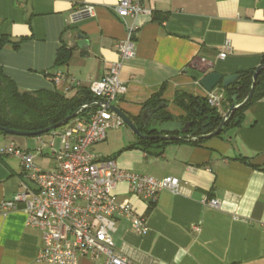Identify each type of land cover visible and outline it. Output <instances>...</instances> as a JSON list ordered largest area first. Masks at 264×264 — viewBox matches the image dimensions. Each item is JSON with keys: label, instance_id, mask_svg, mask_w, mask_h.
I'll return each mask as SVG.
<instances>
[{"label": "crops", "instance_id": "1", "mask_svg": "<svg viewBox=\"0 0 264 264\" xmlns=\"http://www.w3.org/2000/svg\"><path fill=\"white\" fill-rule=\"evenodd\" d=\"M134 1L148 11L136 19L135 55L123 61L121 70L128 90L117 102L133 121L159 94L165 111L180 121L184 112L174 102L178 91L205 97L208 91L200 81L207 74L241 73L262 63L264 0ZM86 4L95 9L84 16L79 9ZM115 5L116 0H0V35L27 38L18 49L9 44L0 51V66L22 91L57 90L73 97L89 89L119 60L116 44L126 29ZM79 33L90 40L88 48L77 44ZM61 47L71 56L58 65ZM224 50L226 57H220ZM227 110L224 97L219 111ZM119 128L94 147L98 154L103 155L99 145L120 142L107 156L121 168L180 181L177 192L165 189L152 204L135 195L128 182L117 185L119 199L130 201L149 225L140 234L128 219H116L113 238L120 253L137 264H264V97L246 109L240 126L199 145L169 141L147 151L126 148L140 137L131 129L125 145L123 135L112 133ZM16 136H1L0 145L15 142L31 151L29 140ZM37 141L38 165L52 150L38 154ZM24 183L33 185L21 160L0 156V203L22 191ZM204 199H218L220 205L212 207ZM42 247V231L27 224L25 202L0 217V264H42L37 260ZM78 264L98 262L83 258Z\"/></svg>", "mask_w": 264, "mask_h": 264}, {"label": "built area", "instance_id": "2", "mask_svg": "<svg viewBox=\"0 0 264 264\" xmlns=\"http://www.w3.org/2000/svg\"><path fill=\"white\" fill-rule=\"evenodd\" d=\"M94 9L93 5L86 4L79 12L92 14ZM114 11L126 29V37L116 44L119 60L112 62L89 89L94 100L117 105L128 90V85L121 79V70L123 61L135 55L139 28L136 19L148 9L139 1L116 0ZM226 55L225 50L220 53V57ZM62 77V74L57 76V80ZM223 89L208 92L210 106L222 107ZM123 125L124 120L116 112L105 105L93 104L84 115L72 119L60 130L49 132L48 140L39 136L41 146L37 153L44 155L45 148L52 150L48 155L55 161L53 170H44L37 165L34 154L15 142L0 145V156L18 157L25 177L33 184L24 183L22 191L2 201L0 217L16 209L18 203H26L27 224L42 231L43 247L37 257L40 263L78 264L87 258L98 264H137L117 250L113 238L115 221L120 217L128 219L140 234H146L149 225L130 201L119 199L114 192L117 185L128 182L135 195L152 204L165 189L177 192L180 181L174 176L158 179L126 170L114 157L94 150L111 129ZM57 137L60 140L58 147ZM204 202L212 207L220 205L218 199H204Z\"/></svg>", "mask_w": 264, "mask_h": 264}, {"label": "trees", "instance_id": "3", "mask_svg": "<svg viewBox=\"0 0 264 264\" xmlns=\"http://www.w3.org/2000/svg\"><path fill=\"white\" fill-rule=\"evenodd\" d=\"M27 38H21L14 41L8 35H0V51L9 44L18 49ZM71 56V50L66 47H61L58 50L56 64L67 63ZM264 63V56L262 59ZM256 69H251L241 72L242 77L229 88H225V99L227 108L233 102L232 97L235 94L239 95L238 102H242L249 94L252 85L253 74ZM221 86V85H220ZM264 97V68L261 69L257 80L256 87L252 98L238 108L225 124L222 135L228 128L238 127L244 120L246 109L256 100ZM94 100V96L89 89L83 88L73 97H67L65 94L55 90H32L22 91L16 83L6 75L2 66H0V125L18 131L34 132L44 129L50 125L59 122L61 119L75 112L85 103ZM174 102L180 107L184 115L180 121L190 124L188 134L193 137H198L203 134H208L214 131L222 121L223 114L218 108L210 106L207 101V96H193L185 91H178L175 95ZM166 103L161 98V95H154L145 104V109H157L153 115V119L161 121L177 120L173 115L165 111ZM90 109V108H89ZM81 112L79 116L84 115L87 111ZM142 117L139 121H134L142 132H148L149 126L145 127L142 122ZM151 134H156L153 130ZM0 134L13 135L0 130ZM218 136V135H217ZM169 141L177 142H192L193 144H202L206 139H139L138 143H132L126 148H136L142 146L144 150L149 148L160 147Z\"/></svg>", "mask_w": 264, "mask_h": 264}, {"label": "water", "instance_id": "4", "mask_svg": "<svg viewBox=\"0 0 264 264\" xmlns=\"http://www.w3.org/2000/svg\"><path fill=\"white\" fill-rule=\"evenodd\" d=\"M81 15L86 16L87 13H81ZM77 37H78L77 44L80 47H84V46L86 48L89 47L90 40L86 39L83 33H79ZM263 68H264V63H261L260 65L257 66L256 71L253 74L252 85L248 96L242 102H238L239 95L238 94L233 95L232 97L233 102L226 111V113L223 114L222 121L220 122L219 126L211 133L203 134L198 137H193L192 135L188 134L190 128V124L188 122H182L178 120H169V121H161L158 119L152 120L153 115L158 108L157 109L146 108L143 111L141 121L145 127L149 126V129L148 132L146 133L142 132L140 128L137 126V124L129 116H127L126 113L118 105L105 103L104 101H100V100H93L88 103H85L75 112L61 119L59 122L50 125L44 129H41L39 131H34V132L18 131L4 127L2 125H0V130L5 131L9 134L19 135V136H40L64 126L72 119L78 117L81 112L88 110L93 104H98V105H105L112 111L116 112L124 120L125 124L128 127H130L142 139H164V140L209 139L219 135L223 131L226 122L232 116V114L252 98L256 87L257 77L261 69ZM241 77H242L241 73L223 75L218 72H211L207 74L204 78H202L200 83L208 92H210L219 85H221L224 89L229 88L231 85L236 83ZM153 130H156L157 133L151 134L150 132Z\"/></svg>", "mask_w": 264, "mask_h": 264}, {"label": "rangeland", "instance_id": "5", "mask_svg": "<svg viewBox=\"0 0 264 264\" xmlns=\"http://www.w3.org/2000/svg\"><path fill=\"white\" fill-rule=\"evenodd\" d=\"M224 109V108H223ZM113 134L117 133L120 136L123 135L124 137V144L128 145L130 143V138L128 137L129 134H131V128L128 126H121L119 128V130L112 132ZM48 133H45L41 136H43L44 138H48ZM1 136H4V134H0V143H3V139ZM7 136V135H6ZM18 139H27L29 140V147L31 149L32 152L35 153V147L37 146V140L39 139V136H16ZM120 141V140H118ZM114 142H106L105 144L99 145L97 148L100 149V151L102 152L103 155H109L111 154L114 150V148L117 147V145L121 144L120 142L116 143L115 146H113ZM57 147L59 146V139L57 138V143H56ZM105 147V148H104ZM118 148V147H117ZM38 165L40 167H42L44 170H53L55 169V161L53 158H51L50 156H41L38 161H37Z\"/></svg>", "mask_w": 264, "mask_h": 264}]
</instances>
